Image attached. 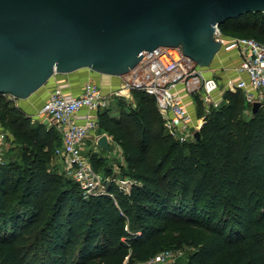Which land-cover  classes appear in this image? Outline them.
<instances>
[{"label":"trees","instance_id":"obj_1","mask_svg":"<svg viewBox=\"0 0 264 264\" xmlns=\"http://www.w3.org/2000/svg\"><path fill=\"white\" fill-rule=\"evenodd\" d=\"M220 27L264 43V11ZM135 91V108L119 99V113H99L100 130L121 146V167L134 178L127 196L107 184L115 198L87 196L76 181L66 185L47 166L62 140L56 127L0 94V114H12L11 129L25 144L24 171L14 165L15 176L0 182V264L146 262L170 248L173 228L199 246L187 264H264L263 103L242 118L244 94L230 91L227 104L204 118L201 138L182 142L167 132L156 98ZM197 107L204 115L198 97ZM90 158L99 171L102 157L91 152ZM53 191L58 194L50 205L46 195Z\"/></svg>","mask_w":264,"mask_h":264},{"label":"water","instance_id":"obj_2","mask_svg":"<svg viewBox=\"0 0 264 264\" xmlns=\"http://www.w3.org/2000/svg\"><path fill=\"white\" fill-rule=\"evenodd\" d=\"M253 11L264 0H0V94L27 99L82 68L123 75L161 46L208 68L222 47L216 25ZM97 143L111 150L107 133Z\"/></svg>","mask_w":264,"mask_h":264},{"label":"built area","instance_id":"obj_3","mask_svg":"<svg viewBox=\"0 0 264 264\" xmlns=\"http://www.w3.org/2000/svg\"><path fill=\"white\" fill-rule=\"evenodd\" d=\"M215 35L222 42L216 57L231 50H236L241 57L236 74L228 76L224 83L217 76H207V68L185 54L182 46H161L119 75L120 86L112 94L104 93L93 79L84 83L78 95L68 96L59 86L51 91L39 114L43 119L48 117L60 133L62 140L54 149V157L61 158L63 172L79 184L85 195L103 194L111 181L94 168L86 150L89 140L92 148L99 147L98 139L106 133L100 130L99 113L111 108L113 95L127 99L133 91L143 90L154 96L167 132L182 142L196 139L191 105L197 97L205 104L214 101L215 93L223 89L241 91L251 115L254 102H264V43L255 37L228 35L220 25H216ZM6 137L0 130V149ZM133 183L131 177L116 179L118 188L129 194ZM178 257L180 254L175 249L166 248L143 264H171Z\"/></svg>","mask_w":264,"mask_h":264},{"label":"rangeland","instance_id":"obj_4","mask_svg":"<svg viewBox=\"0 0 264 264\" xmlns=\"http://www.w3.org/2000/svg\"><path fill=\"white\" fill-rule=\"evenodd\" d=\"M242 34L251 35L250 33H242ZM217 61L219 60L217 59ZM217 61L215 60L212 63V65L206 69L207 76H217L218 75L220 71L219 69H217L218 65H216V63H219ZM83 71H93L95 75L96 73L99 74V72H95L94 70L90 68H86ZM222 88H224V86ZM40 90L41 88L27 99H15L12 96H8V97L13 99V105H18L19 107H21L26 113L32 115V117L36 121H43L42 120L43 117L39 114V110L44 104V102L41 104L39 102H36L35 100ZM228 92L230 91L225 90V89L218 91L217 93H215L214 101L205 102L204 104L205 114L202 116L199 114V110L197 107V99L196 101L195 100L192 101V104H193L192 113L195 118L194 124L197 130H199L200 127H202L204 123V118H206L208 114L210 115L213 111L222 109L227 104ZM123 101L125 102L127 106L135 108L137 104H139V101H140L139 91H133L130 94V98H127L126 100H123ZM28 102L31 104L30 106L26 108L25 107L26 105H24V103H28ZM21 103L23 104L21 105ZM262 103L264 106V102ZM33 107L34 109H29ZM112 113L113 114L119 113V109L112 108ZM240 116L242 118H248L251 116V114L248 113V108L245 105H244V108L241 109L240 111ZM12 118L13 116L11 113H8L6 115L0 114V130H2V132L7 134V137L4 141V147L0 149V182H2L4 175L10 174L11 176H15V174H13L11 171L12 166L16 165L17 167L20 168L21 171H24V168H25V164L23 161V153L25 152V144L22 140L16 137L15 132L11 129ZM113 141L114 142H113V146L111 147V150L101 149V151L96 152L99 154L100 157H102L100 165H99V168H100L99 172L101 173L102 176L111 179V181H109L110 183L112 182L116 184V179H125V178H130V177L132 180H134L132 176L127 175L128 174V172H126L127 169H122L121 165L122 164L125 165L123 151H122L121 146L118 143H116L114 139ZM90 147H91V144L89 143L87 145V150H86V153L88 156L91 154L92 151H94L93 149L89 150ZM159 158L160 157H157L156 159H159ZM58 162L59 161H57V159L53 157L50 161L47 162V166L50 168V170H52L56 174L58 173L57 175L60 174L59 176H62L63 182L66 185L68 186L75 185L74 184L75 180L72 177L67 176L63 172V169L60 167V164ZM166 167L167 165L164 167V169H166ZM109 191L110 190H108L107 188V189H104L102 193H111ZM57 194H58L57 192L53 191L46 195V200L48 201L50 205H53L57 197ZM122 194L124 196L129 195L128 192L126 193L124 191L122 192ZM108 195H111V194H108ZM111 197L115 198V194L112 193ZM169 235H170V239H169L170 245L168 247L175 249L176 253L180 254V257L176 259L177 263L187 264L191 255L197 251L199 246L196 244V242L192 238H189L181 228L171 229L169 231ZM123 264H143V262H139L137 260L126 258Z\"/></svg>","mask_w":264,"mask_h":264},{"label":"crops","instance_id":"obj_5","mask_svg":"<svg viewBox=\"0 0 264 264\" xmlns=\"http://www.w3.org/2000/svg\"><path fill=\"white\" fill-rule=\"evenodd\" d=\"M217 59L219 61H217ZM215 60L217 62H219V63H216V65H218L217 69H219V71H220L218 73L217 77H219L221 82L224 83L226 81V79L228 78V76H233L236 74L235 69L239 65V63L241 61V57L236 50H231V51L222 52L220 55H218V57L215 58ZM84 69H86V68H82V69H79V70L71 72V73L53 75L51 77V79L39 91L38 96L35 98L36 102H39L41 104L43 102L45 103V101L49 98L51 91L57 86L61 87L68 96L78 95L81 93L83 86H84V83L89 79H93L97 83H99L102 86L104 93H106V94H112L113 91H115L119 88L120 78L118 76L108 75V74H103V73H99V74L96 73V75H95V73L93 71H83ZM100 74H102V75H100ZM119 99H124V98H120L117 95L116 96L113 95L111 97V109L112 108L113 109H116V108L119 109V105L117 102ZM124 100H126V99H124ZM22 104L23 103H21V105ZM30 104L31 103H29V102L24 103V105H26L25 106L26 108L28 106H30ZM192 106L193 105H191V110L193 108ZM29 109H34V107L29 108ZM29 112H31V111H29ZM109 139H110V143H111V147H112L113 142H114L113 137L109 135ZM89 143L91 144V140H89L88 144ZM92 149L94 150L92 152H98V151H101V149H103V148L100 146L97 148H92V144H91V147L89 150H92ZM56 159H57V161H59L58 163L60 164V167L63 168V163L61 161V158L57 157Z\"/></svg>","mask_w":264,"mask_h":264}]
</instances>
